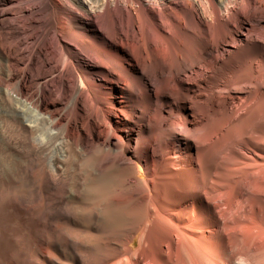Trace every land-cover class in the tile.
<instances>
[{"label":"bare ground","instance_id":"bare-ground-1","mask_svg":"<svg viewBox=\"0 0 264 264\" xmlns=\"http://www.w3.org/2000/svg\"><path fill=\"white\" fill-rule=\"evenodd\" d=\"M16 1L0 264H264V0Z\"/></svg>","mask_w":264,"mask_h":264},{"label":"rangeland","instance_id":"rangeland-1","mask_svg":"<svg viewBox=\"0 0 264 264\" xmlns=\"http://www.w3.org/2000/svg\"><path fill=\"white\" fill-rule=\"evenodd\" d=\"M38 1L39 0H17L16 3L18 2L17 5H19V6H17V10L15 11V13L17 11H19L18 10L19 7H20V9H24V8L27 7V11H26L27 15L30 13V15H28V16L36 17L37 14H38V12L36 13L37 10L33 8L32 3H37ZM30 2H32V3H30ZM24 6H26V7H24ZM117 8L120 11L126 10V7L121 2L117 5ZM15 13L13 14L14 16L12 17V20H13L14 23H16V19L20 17V15H19L18 12L16 14ZM83 24H84L85 27L87 26V25H85V23H83ZM53 34H54V32L51 33V37L53 39H55L56 38V35L55 34L53 35ZM74 63L75 64H78V61L76 60ZM59 74L60 73L53 74L52 76H50V79H54V80L59 79L60 78ZM191 74L194 75V72L193 71L190 72V75L189 76H192ZM19 212H20L19 209H17V207L15 206L14 203L9 202V199L8 198H6V200L4 198L0 202V238L2 240V241L0 240L1 241L0 242V245L1 244H4L5 240H7L6 243L9 242L8 239L10 237V233L13 230H15V226H16V224H15V216H16V214H19Z\"/></svg>","mask_w":264,"mask_h":264}]
</instances>
